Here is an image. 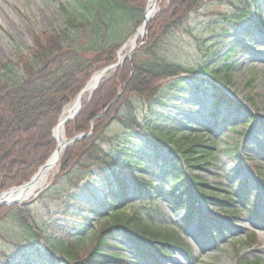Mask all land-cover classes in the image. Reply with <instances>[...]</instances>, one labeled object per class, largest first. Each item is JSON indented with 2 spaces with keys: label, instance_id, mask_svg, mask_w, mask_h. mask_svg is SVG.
I'll return each mask as SVG.
<instances>
[{
  "label": "trees",
  "instance_id": "16d2710c",
  "mask_svg": "<svg viewBox=\"0 0 264 264\" xmlns=\"http://www.w3.org/2000/svg\"><path fill=\"white\" fill-rule=\"evenodd\" d=\"M201 2L169 0L147 24L144 42L132 60L127 59L111 72L91 99L82 102L75 119L65 124L69 138L89 132L93 120L94 129L90 136L65 148L56 167V179H67L72 187H78L86 176L95 175L106 193L105 201L94 208L71 198L77 205L63 209L73 223L87 220L77 233L80 241L87 239V233L91 236L85 253L79 252L84 246L80 241L65 244L48 240L28 206H0V219L12 214L27 232L25 239L31 245L24 251L29 259L26 264H41L51 257L60 264H123L119 253L102 250L110 238L126 242L136 259L150 256L153 264H159V256L166 255V245L179 243L180 237L156 226L153 218L149 221L139 211L127 210L128 180L136 196L146 201L162 190L154 184V178L146 177V173L155 171L152 162L159 157L155 154L146 160L147 148L160 150L168 143L174 147L173 157L161 158L159 173L171 183L168 189L172 204L186 208L188 217L202 213L200 202H216L229 211L236 206L227 193L207 190L192 172L211 165L214 151L209 150L207 141L191 133H182L180 138L173 133L167 136L141 118L142 108L157 100L160 92L188 86L193 78L199 86L213 91L214 104L225 103L241 110L214 83L223 81L220 72L208 79L199 76L196 68L169 56L174 32L186 27L189 15ZM145 3L147 0H70L61 7L64 23L60 29L37 35L34 46L18 53L16 61L0 62V191L28 181L51 157L57 147L53 129L63 110L74 102L95 72L116 61L120 47L143 22ZM251 4L247 0L234 3L240 20L250 12ZM225 70L227 73L222 74L229 80V64ZM117 127L128 133L112 137L110 132L118 131ZM128 167L139 168L141 175L133 168L126 171ZM248 208L251 211L255 207L251 203ZM87 213L99 216L91 219L95 225L88 223ZM184 246L191 254L190 247Z\"/></svg>",
  "mask_w": 264,
  "mask_h": 264
},
{
  "label": "rangeland",
  "instance_id": "374dc122",
  "mask_svg": "<svg viewBox=\"0 0 264 264\" xmlns=\"http://www.w3.org/2000/svg\"><path fill=\"white\" fill-rule=\"evenodd\" d=\"M69 1L0 0V62L16 61L18 53H26L34 46L37 35L60 29L64 23L61 7ZM237 1L240 2L202 0L189 15L186 27L174 32L169 56L204 70L211 77L220 72L224 85L221 87L241 110L227 107L225 103L214 107L213 91L199 86L194 78L188 86L160 92L157 100L141 110L142 121H150L167 136L173 133L180 138L182 133H191L207 141L209 150L214 151L211 165L195 168L192 172L206 184L207 190L227 193L236 201L230 211L216 202L211 205L201 202L205 215L202 218L193 216L188 221V210L172 204L168 189L171 183L159 173L163 164L159 157H173L176 154L172 151L174 147L168 143L160 151L147 149L146 160L155 152L159 157L152 162L155 171L146 173V177L154 178V184L163 190L154 194L151 202L146 201L136 196L129 180L127 210L139 211L149 221L153 218L156 226L164 231L169 229L182 239L173 246L166 245V255L160 250L163 255L159 264H248L252 261L264 264V27L260 24L264 21V0H247L253 6L243 20L234 5ZM167 2L169 0H159L157 12L166 7ZM130 48L127 46L124 53ZM234 49L237 50L234 52ZM226 64L231 67L229 80L222 74L227 73ZM88 96L89 92L83 98ZM117 129L119 132H110L112 137L128 133L126 129ZM114 140L110 138L111 143ZM132 168L141 174L136 167H128L126 171ZM56 169L45 186L27 201L42 234L48 240H62L68 244L80 241L77 233L81 221L73 223L63 214V209L77 205L71 198L90 208L104 201L106 193L95 175L86 176L78 187H72L67 179H56ZM252 202L256 203L257 212L248 208ZM97 218L91 216V219ZM18 222L12 214L0 219V264H26L29 261L24 251L31 244L27 243V232ZM87 237H90L89 233ZM86 240L80 241L84 245L79 251L82 254L89 244ZM184 245L190 247L191 254L187 255ZM102 250L119 253L118 258L124 264H153L148 259H136L128 250V244L119 239L110 238ZM41 264L60 263L51 257Z\"/></svg>",
  "mask_w": 264,
  "mask_h": 264
},
{
  "label": "bare ground",
  "instance_id": "6f19581e",
  "mask_svg": "<svg viewBox=\"0 0 264 264\" xmlns=\"http://www.w3.org/2000/svg\"><path fill=\"white\" fill-rule=\"evenodd\" d=\"M159 0H149L148 3V9H147V17L152 16L156 9H157V3ZM142 29L139 30L138 33L134 35V37L129 41L128 46H133L137 43L139 38L141 37ZM100 81V74H96L88 85L86 86L85 90L81 94L80 97L76 98L74 100V103H72L69 107H67L64 111V114L62 115L61 121L59 124H57L55 130H54V136L57 137L59 146L54 153V155L51 158L50 163L47 167L42 169L37 176L30 182L20 186L12 188L2 194H0V203L5 202V204H23L27 202V200H30L32 197H34L40 189H42L45 184L48 181V178L51 174V172L56 168L57 163L60 159V156L62 155V152L65 148L64 142H65V136H64V120L67 116L73 115L77 109L82 105L81 102H83L84 94L90 93L93 89H95L96 85Z\"/></svg>",
  "mask_w": 264,
  "mask_h": 264
},
{
  "label": "water",
  "instance_id": "95a60500",
  "mask_svg": "<svg viewBox=\"0 0 264 264\" xmlns=\"http://www.w3.org/2000/svg\"><path fill=\"white\" fill-rule=\"evenodd\" d=\"M152 19V16L151 17H147V18H145V20H144V22H143V27H142V34L143 35H145V33L147 32V25L146 24H148V22L150 21ZM120 53H121V50H120V52L118 53L119 54V60H118V62L117 63H115L114 65H111V66H109V67H107V68H105V69H103L102 71H100V78L104 75V74H106V73H108L110 70H112V69H115V68H117L124 60H125V57H127V56H125V57H120ZM133 53H134V49H132L131 51H130V58L133 56ZM85 89H83L82 91H81V93L79 94V96L78 97H80L81 96V94H82V92L84 91ZM93 91H95V90H93ZM80 109H81V106L77 109V111L73 114V115H71V116H68V117H66L65 118V120H64V123H68L70 120H72L73 118H75L77 115H78V113L80 112ZM83 136H85V134H79L78 136H76V137H74L73 139H66L65 140V142H64V145L66 146V147H68L69 145H71L72 143H74L76 140H78V139H80L81 137H83ZM56 138V137H55ZM56 140H57V138H56ZM58 141V140H57ZM57 150V149H56ZM54 155V154H53ZM52 158V157H51ZM51 158L47 161V163L45 164V165H43L40 169H39V171L37 172V174L42 170V169H44L45 167H47L48 166V164L50 163V161H51ZM59 162V161H58ZM37 174L30 180V181H32L36 176H37ZM29 181V182H30ZM26 183H28V182H26ZM26 183H24V184H26ZM23 184V185H24ZM22 186V185H21ZM5 204V202H2V203H0V205H4ZM14 203H10V204H5V205H13Z\"/></svg>",
  "mask_w": 264,
  "mask_h": 264
}]
</instances>
